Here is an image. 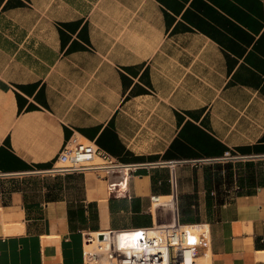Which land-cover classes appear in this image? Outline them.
I'll return each mask as SVG.
<instances>
[{
	"label": "crops",
	"instance_id": "crops-1",
	"mask_svg": "<svg viewBox=\"0 0 264 264\" xmlns=\"http://www.w3.org/2000/svg\"><path fill=\"white\" fill-rule=\"evenodd\" d=\"M74 133L136 165L128 195L56 169ZM172 170L209 264H264V0H0V264H85Z\"/></svg>",
	"mask_w": 264,
	"mask_h": 264
},
{
	"label": "built area",
	"instance_id": "built-area-1",
	"mask_svg": "<svg viewBox=\"0 0 264 264\" xmlns=\"http://www.w3.org/2000/svg\"><path fill=\"white\" fill-rule=\"evenodd\" d=\"M243 155L228 150L222 160H236ZM136 165H126L93 140L74 133L57 156L56 169L63 172H82L89 169L120 173V178L108 180L110 193L128 195V177ZM173 191L170 194H152V207L160 211V216L151 225L128 227L104 231L107 239H99L97 234H88L84 249L85 264H104L101 253L109 264H201L202 257L212 253V232L209 222H185L181 220L179 198L176 190V173L171 172ZM157 204V205H155ZM159 221V224L157 223ZM101 233V232H100ZM119 236L133 240L134 245H119ZM94 240L96 250L88 251L86 245ZM109 240V245L101 243Z\"/></svg>",
	"mask_w": 264,
	"mask_h": 264
},
{
	"label": "bare ground",
	"instance_id": "bare-ground-1",
	"mask_svg": "<svg viewBox=\"0 0 264 264\" xmlns=\"http://www.w3.org/2000/svg\"><path fill=\"white\" fill-rule=\"evenodd\" d=\"M155 205H157V204H155ZM153 210H157V208L156 207H153ZM157 223L159 224V221H157ZM91 234H97V233H91ZM85 242V241H84ZM99 241H97V240H94L93 242H88V248H87V245H86V249L88 250V251H98V250H96V248H97V243H98ZM101 243L102 244H104V245H109V240H103V241H101ZM117 243H119V245H122V244H125V245H134V241L133 240H129V239H127V238H124V237H122V236H119V238L117 239ZM101 254V258H100V261H102L104 264H109V260L107 259V257L104 255V252H100ZM202 259H203V261H202V263L201 264H209V262H208V253H207V255L206 256H204V257H202Z\"/></svg>",
	"mask_w": 264,
	"mask_h": 264
},
{
	"label": "water",
	"instance_id": "water-1",
	"mask_svg": "<svg viewBox=\"0 0 264 264\" xmlns=\"http://www.w3.org/2000/svg\"><path fill=\"white\" fill-rule=\"evenodd\" d=\"M99 239H107L108 234L106 232H101L98 235Z\"/></svg>",
	"mask_w": 264,
	"mask_h": 264
},
{
	"label": "trees",
	"instance_id": "trees-1",
	"mask_svg": "<svg viewBox=\"0 0 264 264\" xmlns=\"http://www.w3.org/2000/svg\"><path fill=\"white\" fill-rule=\"evenodd\" d=\"M181 220L182 221H185V222H193V221H186L184 218L181 217Z\"/></svg>",
	"mask_w": 264,
	"mask_h": 264
},
{
	"label": "rangeland",
	"instance_id": "rangeland-1",
	"mask_svg": "<svg viewBox=\"0 0 264 264\" xmlns=\"http://www.w3.org/2000/svg\"><path fill=\"white\" fill-rule=\"evenodd\" d=\"M203 259H201V263H202Z\"/></svg>",
	"mask_w": 264,
	"mask_h": 264
}]
</instances>
